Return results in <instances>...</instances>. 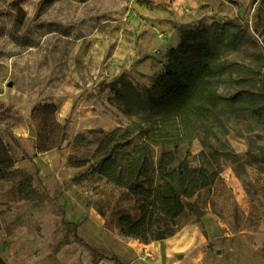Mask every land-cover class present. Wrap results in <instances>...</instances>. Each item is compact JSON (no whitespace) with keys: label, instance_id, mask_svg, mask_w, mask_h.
<instances>
[{"label":"rangeland","instance_id":"obj_1","mask_svg":"<svg viewBox=\"0 0 264 264\" xmlns=\"http://www.w3.org/2000/svg\"><path fill=\"white\" fill-rule=\"evenodd\" d=\"M134 9L132 0H0L1 264H264V0H226L200 25L230 65L218 91L250 94L179 144L175 164L206 167L215 154L218 177L146 241L121 234L138 207L98 173L96 155L105 145L124 158L143 142L135 125L171 121L156 107L167 51L155 45L159 31L140 33ZM147 150L155 167L162 149Z\"/></svg>","mask_w":264,"mask_h":264},{"label":"trees","instance_id":"obj_2","mask_svg":"<svg viewBox=\"0 0 264 264\" xmlns=\"http://www.w3.org/2000/svg\"><path fill=\"white\" fill-rule=\"evenodd\" d=\"M207 34L208 30L201 26L183 31L180 44L166 52L163 72L155 82L156 87L164 86L156 107L172 114L170 123L162 120L135 125L133 131L143 142L124 158L111 157L105 145L98 147V173L108 182L124 188L138 207L137 220L130 217L120 220V232L125 237L140 241L150 239L153 229L159 230L160 224L166 228L183 214V199L211 186L218 177L215 154L210 155L206 167L191 169L175 164L179 144L192 135L198 122L208 120L222 104L236 102L242 95L250 94L238 91L228 96L218 91L219 84H228L230 65L220 59L216 45ZM127 134L128 131H123L121 139L125 140ZM148 145L162 149L155 167L146 157ZM75 240L90 248L78 237Z\"/></svg>","mask_w":264,"mask_h":264},{"label":"crops","instance_id":"obj_3","mask_svg":"<svg viewBox=\"0 0 264 264\" xmlns=\"http://www.w3.org/2000/svg\"><path fill=\"white\" fill-rule=\"evenodd\" d=\"M224 3L226 0H219L217 4L220 8H215L212 0H132L135 9L130 10L128 16L144 20L146 26L140 30L143 36H148L151 31H159L161 39L155 45L163 46L167 51L180 44L183 31L197 28L206 20H213L210 14L221 11ZM151 21L153 25L147 26ZM163 66L164 63H162L160 75L163 72Z\"/></svg>","mask_w":264,"mask_h":264},{"label":"water","instance_id":"obj_4","mask_svg":"<svg viewBox=\"0 0 264 264\" xmlns=\"http://www.w3.org/2000/svg\"><path fill=\"white\" fill-rule=\"evenodd\" d=\"M30 135L31 136H33L34 135V133H33V131H30ZM195 215L198 217V216H201L202 215V211H200V210H196L195 211ZM165 238V235L163 234V233H158L157 235H156V240H162V239H164Z\"/></svg>","mask_w":264,"mask_h":264}]
</instances>
